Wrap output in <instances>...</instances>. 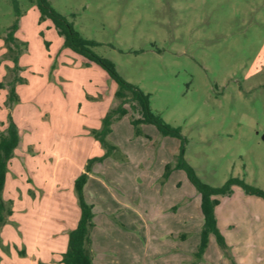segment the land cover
<instances>
[{
  "label": "rangeland",
  "instance_id": "1",
  "mask_svg": "<svg viewBox=\"0 0 264 264\" xmlns=\"http://www.w3.org/2000/svg\"><path fill=\"white\" fill-rule=\"evenodd\" d=\"M16 1L18 15L13 0H0V135L10 121L19 135L1 194L10 213L0 224V264H61L50 252L60 237L57 218L77 224L82 173L84 201L93 204L91 221L107 251L117 239L112 231L105 239L107 219L133 208L127 231L135 235L136 264L173 257L178 264H264V200L238 185L215 196L225 247L210 233L197 255L201 197L173 169L181 140L152 124L136 133L139 106L131 100L126 114L111 119L108 150L95 134L119 105L118 85L64 45L35 0ZM47 2L150 95L153 112L180 128L184 159L202 181L221 186L237 177L264 190V0Z\"/></svg>",
  "mask_w": 264,
  "mask_h": 264
},
{
  "label": "trees",
  "instance_id": "2",
  "mask_svg": "<svg viewBox=\"0 0 264 264\" xmlns=\"http://www.w3.org/2000/svg\"><path fill=\"white\" fill-rule=\"evenodd\" d=\"M36 5L42 16L48 17L58 32L64 38V45L73 52L81 55L89 63H95L102 67L108 76L116 82L118 89L116 96L119 99V105L112 109L104 118V126L102 130L95 134L97 139L106 146L108 150L114 147L109 145L104 136L109 131L111 119L120 117L128 112L125 106L129 101H135L139 106V117L133 118L131 123L136 127L135 132L139 133L137 126L139 124H152L156 127L160 134L164 136H172L181 140V145L178 154L176 155V164L173 169L183 170L193 185L200 194V210L203 216V226L201 229V242L197 255H200L207 241V236L212 233L215 235L216 241L221 247H225V242L217 228L214 209L218 204L217 195L227 194L233 185L240 186L243 191L250 195H255L264 200V190L254 187L244 180L237 177H230L221 186H211L202 181L195 173L193 168L187 164L184 159L183 136L178 126H173L163 120V118L150 109L149 94L144 93L137 86L127 82L116 71L114 63L105 57L97 55L91 49L96 43L86 39L73 28L72 23L68 22L66 17L54 10L47 0H35ZM13 5L18 15L19 10L17 1L13 0ZM15 27V26H14ZM19 141L18 130L14 122L10 121L6 126V132L0 135V224L2 223L5 214H9L10 210L5 206L1 194L4 186L5 173L7 163L12 155L13 150ZM170 166H165V176L170 171ZM86 173H82L75 181V189L79 200L80 216L76 226L69 231L67 249L62 254V264H92L90 245V230L92 223L91 205L87 204L83 198V185L86 181Z\"/></svg>",
  "mask_w": 264,
  "mask_h": 264
},
{
  "label": "crops",
  "instance_id": "3",
  "mask_svg": "<svg viewBox=\"0 0 264 264\" xmlns=\"http://www.w3.org/2000/svg\"><path fill=\"white\" fill-rule=\"evenodd\" d=\"M137 117H139V114L137 115ZM89 178H92V175L91 176L89 175ZM86 190L87 188L86 185L84 184L83 198L85 197V200H87L89 203ZM55 205L57 206V201L55 202ZM91 205L93 207V204ZM132 209L133 208L128 209L129 210L128 213L118 212L119 213L118 219H116V221L114 219L115 222L113 221L111 222L109 219H107V223H109L110 225H106V230H105L106 234H104L105 239H107L106 238V235L108 234L107 231L108 232L112 231L111 233L113 234L110 235H115L114 233H116L122 239V243H121L120 241H118L120 239L116 235L117 237L116 247H113L108 251L100 244L98 234L95 232L94 229L96 228L95 227L96 223L92 226L90 230V245H89L92 264H136L135 251H134V244L136 242L135 235L127 231V227L129 229L130 226L134 224L133 214H131L130 216L128 215L130 213V210L132 211ZM57 219H59V221H61L62 224L61 230L58 232L60 237L59 239L55 240L56 241L55 245L57 246V248L52 249L50 252L51 254H54V256L56 255V259L54 261L59 260V263H61L60 259L62 258V256L60 257V254H63L66 251L68 233L70 230H72L75 227L76 225L75 223L77 220L75 221L74 220L75 218L65 219L64 217ZM56 236H57V232L56 234H52V237H56ZM107 241L109 240L107 239ZM177 260H178L177 257H173V259L171 260L154 262V264H178Z\"/></svg>",
  "mask_w": 264,
  "mask_h": 264
},
{
  "label": "water",
  "instance_id": "4",
  "mask_svg": "<svg viewBox=\"0 0 264 264\" xmlns=\"http://www.w3.org/2000/svg\"><path fill=\"white\" fill-rule=\"evenodd\" d=\"M263 138H264V136H263Z\"/></svg>",
  "mask_w": 264,
  "mask_h": 264
}]
</instances>
